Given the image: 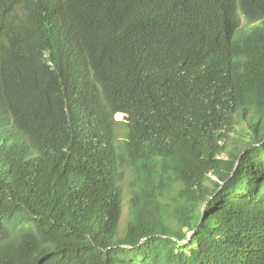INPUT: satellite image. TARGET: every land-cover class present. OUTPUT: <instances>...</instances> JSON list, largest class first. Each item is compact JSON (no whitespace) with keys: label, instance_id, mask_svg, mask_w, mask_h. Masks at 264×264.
Segmentation results:
<instances>
[{"label":"trees","instance_id":"trees-1","mask_svg":"<svg viewBox=\"0 0 264 264\" xmlns=\"http://www.w3.org/2000/svg\"><path fill=\"white\" fill-rule=\"evenodd\" d=\"M32 1L0 0V264H264V0Z\"/></svg>","mask_w":264,"mask_h":264},{"label":"rangeland","instance_id":"rangeland-1","mask_svg":"<svg viewBox=\"0 0 264 264\" xmlns=\"http://www.w3.org/2000/svg\"><path fill=\"white\" fill-rule=\"evenodd\" d=\"M241 23H245L244 19L242 20ZM119 116V115H118ZM117 115H115V118L118 120H122L124 119V114L121 115V117L118 118ZM120 131H122L123 126L120 125ZM132 178H131V174L129 171H126L125 174V178L122 182V187L123 190L125 192V203H124V208H123V214H122V222H121V227L126 226L127 221L129 219L130 213H131V209H130V205H129V199L132 197V191H131V182ZM173 195V193H169L166 195V201L169 200V198ZM162 201V200H161ZM189 236H191V233H189Z\"/></svg>","mask_w":264,"mask_h":264},{"label":"clouds","instance_id":"clouds-1","mask_svg":"<svg viewBox=\"0 0 264 264\" xmlns=\"http://www.w3.org/2000/svg\"><path fill=\"white\" fill-rule=\"evenodd\" d=\"M28 1H30V3H33L32 0H28ZM42 1H45V0H42ZM12 16H13V18H14L16 24H19V23H22V22H23V19H22L21 16H15V15H13V14H12ZM244 20H245V19H244ZM117 113H122V114H124V119H122V120H125V115H126V114H125L124 112H116L115 115H116ZM117 120H118V119H117ZM231 175H233V173H232ZM189 240H190V239H189Z\"/></svg>","mask_w":264,"mask_h":264}]
</instances>
